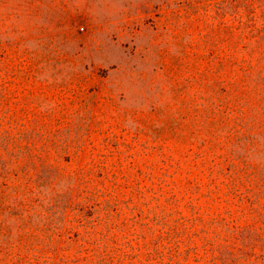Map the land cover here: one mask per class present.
Listing matches in <instances>:
<instances>
[{"label": "rangeland", "instance_id": "1", "mask_svg": "<svg viewBox=\"0 0 264 264\" xmlns=\"http://www.w3.org/2000/svg\"><path fill=\"white\" fill-rule=\"evenodd\" d=\"M261 50L264 0H0V264H212L227 211L264 233L230 194L264 214Z\"/></svg>", "mask_w": 264, "mask_h": 264}, {"label": "trees", "instance_id": "2", "mask_svg": "<svg viewBox=\"0 0 264 264\" xmlns=\"http://www.w3.org/2000/svg\"><path fill=\"white\" fill-rule=\"evenodd\" d=\"M249 69L254 70L256 81L260 86V94L264 97V50L260 51L256 67ZM231 193H234L235 198H239L240 203H249L252 211H258L261 221L264 222L263 212L259 208H254L255 204L260 203L262 194L252 191L238 194L235 189ZM226 214L225 217L215 218L203 225L202 231L206 234L205 248L211 254L209 262L212 264H264V233L251 225H237L232 211H227ZM213 228L215 230H212ZM211 232L215 234L212 238L208 235ZM258 248L261 253L257 252Z\"/></svg>", "mask_w": 264, "mask_h": 264}]
</instances>
